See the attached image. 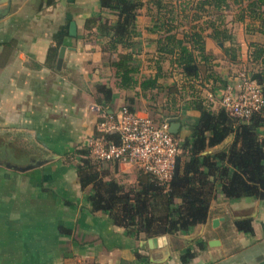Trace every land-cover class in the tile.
<instances>
[{
  "label": "crops",
  "instance_id": "1",
  "mask_svg": "<svg viewBox=\"0 0 264 264\" xmlns=\"http://www.w3.org/2000/svg\"><path fill=\"white\" fill-rule=\"evenodd\" d=\"M99 12V0H0V157L4 159L7 152L10 163L30 160L37 165L25 173L0 166V264L264 263V199L230 201L218 191L209 204L206 222L189 233L168 235L160 230L136 238L114 225L107 214L92 212V188H80L72 153L85 147L102 109L116 114L127 99L133 100L131 106L138 116L178 120L182 139L189 136V130L181 127L175 111L185 118L198 117L188 103L193 97L190 92L179 91L182 98L169 94L172 87L180 90L186 78L168 58L160 63L159 91L143 96L139 88L123 91L115 86L109 66L114 57L104 52L106 40L89 36L84 29L85 21ZM143 14L136 21L138 83L156 75L158 58L157 35L149 31L153 24ZM67 15L76 25V37H67L54 53L50 51L56 46L52 38L60 28L68 27ZM103 17L113 19L107 14ZM230 28L236 32L234 43L242 49L241 26L231 24ZM61 46L66 50L57 71ZM228 46L220 48L205 40V52L213 59L199 75L208 71L211 77L197 95L212 109L220 108L226 91L220 88L223 82L237 93L239 66L224 53ZM245 52L241 63L247 61L246 48ZM101 85L112 96L103 105L97 91ZM169 99L173 102L164 109ZM232 141L230 136L205 154L221 151ZM106 174L108 179L129 184L135 179V171L123 164L115 172L108 167Z\"/></svg>",
  "mask_w": 264,
  "mask_h": 264
},
{
  "label": "trees",
  "instance_id": "2",
  "mask_svg": "<svg viewBox=\"0 0 264 264\" xmlns=\"http://www.w3.org/2000/svg\"><path fill=\"white\" fill-rule=\"evenodd\" d=\"M233 5L240 9L236 20L228 27L225 13ZM99 6L100 12L85 21L84 29L89 36L95 34L106 40L104 52L114 57L109 59V66L115 86L123 91L139 88L143 96L146 92L159 91L160 63L168 58L186 78L180 90L172 87L169 94L177 93L182 98L181 92H190L193 97L188 103L198 117L185 118L175 111L181 127L189 130V136L183 140L179 134L174 136L180 140V154L167 183L161 184L141 171L135 172L133 184L108 179L107 168L111 167L115 172L117 163L94 162L86 147L73 151L80 188H92L89 197L92 212L107 214L114 225L136 238L160 230L168 235L189 233L194 226L206 222L209 204L218 191L230 201L245 197L264 199L263 115L256 113L247 121L236 120L218 107L212 109L197 95L198 89L204 88L205 79L211 77L208 71L203 77L199 75L201 68L208 69L213 59L205 52V40L209 39L222 46L230 45L224 48L229 61L237 64L240 70L249 68V72L244 69L240 73L249 76L264 96V43H251L247 61L241 63L232 51L236 45L232 42L230 28L231 24L246 28H256L257 25L259 33L264 36V0H99ZM147 6L152 7L146 16L153 24L149 31L157 35L154 45L158 58L154 61L156 75L138 83L135 76L139 73V62L135 58V49L140 33L136 21ZM103 14L113 19L109 21ZM201 21L205 27L199 25ZM176 22L190 26L185 30ZM179 28L183 29L178 32ZM67 37L68 27L65 25L54 34L52 40L56 46L50 51L55 53ZM119 49L124 53H119ZM227 87L223 82L220 88L224 91ZM97 91L103 99L101 105L110 101L109 89L101 85ZM172 102L169 99L164 109ZM132 104L133 100L127 99L123 107L135 113ZM152 120L165 122L162 117ZM230 136L233 141L226 148L205 154Z\"/></svg>",
  "mask_w": 264,
  "mask_h": 264
},
{
  "label": "built area",
  "instance_id": "3",
  "mask_svg": "<svg viewBox=\"0 0 264 264\" xmlns=\"http://www.w3.org/2000/svg\"><path fill=\"white\" fill-rule=\"evenodd\" d=\"M237 80V93L227 88L219 101L220 109L240 121H247L256 113L264 117V96L260 88L243 73L238 74ZM85 147L96 163L128 165L161 184L169 182L180 154V140L169 133L166 121L156 123L124 107L112 115L101 110Z\"/></svg>",
  "mask_w": 264,
  "mask_h": 264
},
{
  "label": "rangeland",
  "instance_id": "4",
  "mask_svg": "<svg viewBox=\"0 0 264 264\" xmlns=\"http://www.w3.org/2000/svg\"><path fill=\"white\" fill-rule=\"evenodd\" d=\"M152 7L151 6H147L145 7V9L142 11L144 14L142 15V17L146 14H148L151 10ZM239 9L238 6H231V9L229 12L225 13V22L228 24V27H229V23H232L233 21L236 20V15L239 13ZM149 11V12H148ZM177 25H181L185 30H188V27L190 26V24H180V22H176ZM202 24V21L199 22V25ZM202 27H205L204 25H201ZM237 26V25H236ZM240 26V25H239ZM256 28H253V27H250V28H246L245 26L241 25V37H244L242 40H241V44H243V48L241 49L240 47L237 46L236 42L234 43V41H236L237 39V36H236V32L233 33V40L232 42L234 43V45H236V48H234V53L235 55H237L238 59H241V56H246V52H245V48L246 50H248L249 48V45L251 43H264V36L261 35L258 31V26L256 25L255 26ZM183 28H179L178 29V32H180ZM244 29H245V32H244ZM244 33H246L247 35H245ZM228 43H226L225 45H227ZM229 47V46H228ZM239 49V50H238ZM241 49V50H240ZM243 51V52H241ZM245 69L246 72H249V68L247 67H243L241 68V70L243 71ZM240 69H237L235 73H238V72H241ZM181 140H183L181 137H180ZM1 154V152H0ZM3 157H0V166L3 167L4 164H10V165H15V166H19V167H24L27 165V160L26 161H20V162H17V163H10V161L12 160V158H10L7 154V152H4V159H2ZM8 159V160H7ZM14 161V160H13ZM12 161V162H13Z\"/></svg>",
  "mask_w": 264,
  "mask_h": 264
},
{
  "label": "water",
  "instance_id": "5",
  "mask_svg": "<svg viewBox=\"0 0 264 264\" xmlns=\"http://www.w3.org/2000/svg\"><path fill=\"white\" fill-rule=\"evenodd\" d=\"M66 19L68 21V37L69 38H75L76 37V25L75 23L72 21V18L70 15L66 16ZM218 46L220 48H222V44H218ZM65 47L61 46L59 48L58 54H57V60H56V70L59 71L61 66H62V62H63V58H64V53H65ZM167 123L169 124V133L171 135H177L179 133L180 130V124L178 123V120L174 119V120H168ZM36 164H32L31 166H26V167H17L14 165H10V164H4V168L13 172H17V173H25L30 171L33 167H36ZM214 224H216V222H214ZM257 264H264L262 262L257 263Z\"/></svg>",
  "mask_w": 264,
  "mask_h": 264
},
{
  "label": "flooded vegetation",
  "instance_id": "6",
  "mask_svg": "<svg viewBox=\"0 0 264 264\" xmlns=\"http://www.w3.org/2000/svg\"><path fill=\"white\" fill-rule=\"evenodd\" d=\"M27 162H28V163H27V165H26V166H31V165H32V163H31V161H30V160H28ZM26 166H25V167H26Z\"/></svg>",
  "mask_w": 264,
  "mask_h": 264
}]
</instances>
